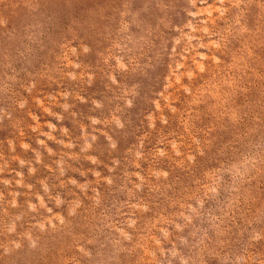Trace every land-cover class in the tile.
<instances>
[{
  "label": "rangeland",
  "instance_id": "obj_1",
  "mask_svg": "<svg viewBox=\"0 0 264 264\" xmlns=\"http://www.w3.org/2000/svg\"><path fill=\"white\" fill-rule=\"evenodd\" d=\"M0 264H264V0H0Z\"/></svg>",
  "mask_w": 264,
  "mask_h": 264
}]
</instances>
